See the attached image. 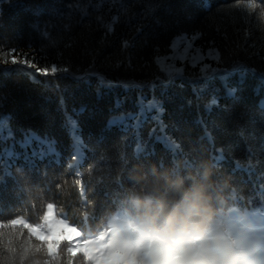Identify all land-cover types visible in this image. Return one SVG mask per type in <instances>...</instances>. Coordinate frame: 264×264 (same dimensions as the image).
Here are the masks:
<instances>
[{
	"label": "trees",
	"instance_id": "trees-1",
	"mask_svg": "<svg viewBox=\"0 0 264 264\" xmlns=\"http://www.w3.org/2000/svg\"><path fill=\"white\" fill-rule=\"evenodd\" d=\"M99 2L0 0V264H96L24 224L90 230L140 159L209 158L264 213V0Z\"/></svg>",
	"mask_w": 264,
	"mask_h": 264
},
{
	"label": "clouds",
	"instance_id": "clouds-1",
	"mask_svg": "<svg viewBox=\"0 0 264 264\" xmlns=\"http://www.w3.org/2000/svg\"><path fill=\"white\" fill-rule=\"evenodd\" d=\"M118 177L90 226L105 255L122 264H264V223L233 199L232 177L211 159H140Z\"/></svg>",
	"mask_w": 264,
	"mask_h": 264
},
{
	"label": "snow or ice",
	"instance_id": "snow-or-ice-1",
	"mask_svg": "<svg viewBox=\"0 0 264 264\" xmlns=\"http://www.w3.org/2000/svg\"><path fill=\"white\" fill-rule=\"evenodd\" d=\"M103 4H104V0H100L99 4H97L96 6L100 7ZM248 7H251V5H248ZM112 19L115 20L116 18L113 17ZM108 27L110 28V25H108ZM48 208L52 209L53 205L51 204L48 205ZM43 220L47 225V229H48L47 233L41 231L43 225L32 226L25 223L24 226L29 228L30 232L33 235H35L37 239L40 240L58 242L60 238H66L69 241H73L74 246L68 249V251L71 252L73 255H76L78 252L82 251L87 257L89 256L90 253L96 252V249L92 247L97 243L96 239H84L82 241L77 240V238L80 237L81 235L80 231L74 227L67 225L64 220H56L54 214L46 212ZM11 223L15 225L18 223H22V221L13 220L11 221ZM66 234H72V235H66ZM97 239L102 240L103 236ZM48 247L51 253L53 248L52 243H49ZM113 262H116V264H122V257L111 253L107 255V259H105L103 256L100 257V264H113Z\"/></svg>",
	"mask_w": 264,
	"mask_h": 264
},
{
	"label": "rangeland",
	"instance_id": "rangeland-1",
	"mask_svg": "<svg viewBox=\"0 0 264 264\" xmlns=\"http://www.w3.org/2000/svg\"><path fill=\"white\" fill-rule=\"evenodd\" d=\"M46 212L54 214L56 220H64L67 225H69L71 227H74L77 230H79L81 235H80V237L77 238V240H81L82 241L84 239H93L89 229H85L84 230L82 228H78V227L74 226L69 220H66L64 218L56 217V214L54 212V208H52V209L48 208V210ZM252 218L257 220L259 223H264V213H258L256 216H252ZM19 221H22V223H18V224H24L25 223L24 220H19ZM37 225H43V227L41 228V231L47 233L48 229H47V225L45 224L44 220L41 221L40 223H37L34 226H37ZM66 235H72V234H66ZM59 241L67 242L69 244V248L74 246V242L73 241H69L66 238H60ZM92 247H94L96 249V252L95 253H90L89 256H87L88 259L92 260L96 264H100V257L101 256H103L105 259H107V255L104 254V252L102 250V247L100 246V244L98 242L95 245H93ZM56 253H57V249L55 247L52 248V252L51 253L49 251V255L50 256H54V255H56ZM78 253L84 254L82 251L78 252Z\"/></svg>",
	"mask_w": 264,
	"mask_h": 264
}]
</instances>
